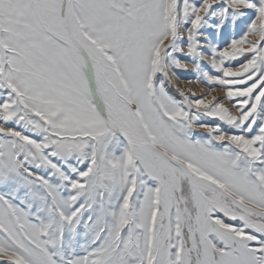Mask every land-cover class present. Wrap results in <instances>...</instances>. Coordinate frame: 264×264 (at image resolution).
<instances>
[{
	"label": "snow or ice",
	"instance_id": "obj_1",
	"mask_svg": "<svg viewBox=\"0 0 264 264\" xmlns=\"http://www.w3.org/2000/svg\"><path fill=\"white\" fill-rule=\"evenodd\" d=\"M0 264H264V0H0Z\"/></svg>",
	"mask_w": 264,
	"mask_h": 264
},
{
	"label": "rangeland",
	"instance_id": "obj_2",
	"mask_svg": "<svg viewBox=\"0 0 264 264\" xmlns=\"http://www.w3.org/2000/svg\"><path fill=\"white\" fill-rule=\"evenodd\" d=\"M178 74L181 77V81H183V82H185L187 79H194V76H192L189 73H184L182 71H179ZM186 86H188V85H186ZM191 87L197 92V95L199 96L200 94L198 93V91H200V88H205L206 86L200 85V84H193V85H191Z\"/></svg>",
	"mask_w": 264,
	"mask_h": 264
},
{
	"label": "bare ground",
	"instance_id": "obj_3",
	"mask_svg": "<svg viewBox=\"0 0 264 264\" xmlns=\"http://www.w3.org/2000/svg\"><path fill=\"white\" fill-rule=\"evenodd\" d=\"M180 86L181 87H185L186 86V83L185 82H183V81H181V84H180ZM201 89H203V88H200V91H201ZM200 91H198V93L200 94Z\"/></svg>",
	"mask_w": 264,
	"mask_h": 264
}]
</instances>
